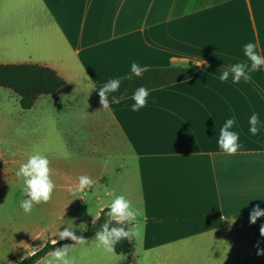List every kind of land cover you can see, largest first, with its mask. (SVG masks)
Instances as JSON below:
<instances>
[{
	"label": "crops",
	"instance_id": "obj_1",
	"mask_svg": "<svg viewBox=\"0 0 264 264\" xmlns=\"http://www.w3.org/2000/svg\"><path fill=\"white\" fill-rule=\"evenodd\" d=\"M248 42L264 56V0H0V64L48 66L66 81L34 105H50L58 122L47 154L55 191L78 195L98 216L110 192L131 200L139 212L131 264H264L256 247L264 249V216L250 223L251 209H264V66L248 83L219 79L247 61ZM133 62L197 68L150 90L139 111L132 96L103 109L97 85L130 75ZM74 102L82 107L60 124L58 109ZM230 118L242 145L235 155L218 145ZM81 175L94 188L71 191Z\"/></svg>",
	"mask_w": 264,
	"mask_h": 264
},
{
	"label": "rangeland",
	"instance_id": "obj_2",
	"mask_svg": "<svg viewBox=\"0 0 264 264\" xmlns=\"http://www.w3.org/2000/svg\"><path fill=\"white\" fill-rule=\"evenodd\" d=\"M74 103L68 110L58 109L56 115L60 124H65L68 117L82 107V103ZM41 106L25 110L17 94L0 87V149L5 155L0 158V264H18L32 250L42 248L50 238L57 236L59 230L68 226L74 227L78 236L82 235L88 230L93 215H97L92 205L85 210L78 195L73 194L65 200L55 190L52 199L36 205L31 214L24 213L19 207L24 187L23 178L16 176L20 165L36 152L47 156L51 141L61 136L52 130L58 124L50 116L53 108ZM52 179L57 180L54 175ZM58 215L63 217L57 219ZM95 237L74 246L70 253L74 264H122L125 261L124 255L107 252ZM49 258L48 253L35 264H45Z\"/></svg>",
	"mask_w": 264,
	"mask_h": 264
},
{
	"label": "clouds",
	"instance_id": "obj_3",
	"mask_svg": "<svg viewBox=\"0 0 264 264\" xmlns=\"http://www.w3.org/2000/svg\"><path fill=\"white\" fill-rule=\"evenodd\" d=\"M258 48L259 42L246 43L243 52L247 61L232 64L229 69L222 72L219 79L222 82L227 81L231 75L233 83H240L241 80L245 83L250 82L252 80V73L258 72L264 66V56L257 51ZM143 71L144 69L138 63L133 62L131 64L130 75L127 79H131L133 75L142 77ZM121 84V79H112L99 88L98 95L103 109H109L110 103H120L123 94L119 97L111 94L119 92ZM126 91L127 89H125ZM110 95L111 100H109ZM149 96L150 90L148 88L145 86L138 87L131 97L134 101L131 105V110L136 112L146 107ZM155 102V99H153V103ZM235 123V119L230 118L220 129L218 145L228 155H235L242 147L239 133L231 130ZM249 124L251 134L257 135L260 132V128L258 127L260 119L257 113L251 115ZM16 176L23 178L24 187L21 190L19 207L24 213L31 214L36 205L47 203L52 199L56 185L52 179L53 172L47 156L39 152L30 155L27 161L20 165ZM95 183L90 176L81 175L78 186L70 190L73 192H83L86 189L91 190L94 188ZM92 194L94 195L95 193L93 192ZM108 194L112 195L114 199L108 206V211L106 212L107 220L103 223L102 230L96 233L95 239L107 252L112 253L115 252V246L122 240H128L131 243L138 235L134 226L138 220L139 212L133 206L132 201L124 195H116L114 192ZM89 212L91 213L90 210ZM262 216H264V209L259 204L255 205L250 212V223L255 224ZM99 218L98 215H93L92 223L95 224ZM56 235L59 240H71L74 243L55 247L49 253L50 258L46 260L45 264H74L70 253L74 246L87 243L86 239L82 235L78 236L74 227L71 226L64 228L62 231L59 230ZM260 235L264 236V225L260 227ZM58 239L53 241L54 245L58 243ZM256 247L258 249L257 255H264V249L259 247V242Z\"/></svg>",
	"mask_w": 264,
	"mask_h": 264
},
{
	"label": "trees",
	"instance_id": "obj_4",
	"mask_svg": "<svg viewBox=\"0 0 264 264\" xmlns=\"http://www.w3.org/2000/svg\"><path fill=\"white\" fill-rule=\"evenodd\" d=\"M196 68L197 66L193 64L185 67L146 68L142 77L133 75L131 79H127L129 76L127 75L119 78L122 80L120 91L111 95L119 97L123 94L121 100H124L131 97L140 86H145L149 90L170 86L190 79ZM65 83V79L56 70L48 66L34 63L0 64V87L10 89L17 94L20 98L21 107L25 110L33 108L39 96L53 95ZM105 84L97 85V90L99 91V88ZM125 89H127L126 92ZM111 95L109 100H111ZM107 211L108 207L101 211L100 218L95 224L92 222L89 224L88 230L82 234L85 239L96 235L98 231L102 230V225L107 220ZM72 242L71 240H59L54 245L53 241L50 240L42 248L27 255L18 264H35L55 247H61ZM135 244L134 238L131 243L128 240H122L115 246V252L126 257L122 264L132 263Z\"/></svg>",
	"mask_w": 264,
	"mask_h": 264
}]
</instances>
